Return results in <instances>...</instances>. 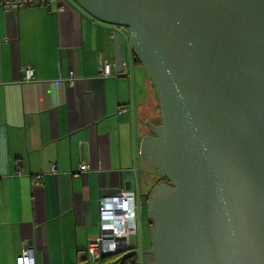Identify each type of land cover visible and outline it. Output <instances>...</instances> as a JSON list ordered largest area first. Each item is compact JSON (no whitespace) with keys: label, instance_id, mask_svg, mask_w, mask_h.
<instances>
[{"label":"water","instance_id":"1","mask_svg":"<svg viewBox=\"0 0 264 264\" xmlns=\"http://www.w3.org/2000/svg\"><path fill=\"white\" fill-rule=\"evenodd\" d=\"M73 1L129 28L158 93L161 122L148 119L140 143L163 179L147 197L145 252L155 264H264V0ZM130 187L121 172L99 196Z\"/></svg>","mask_w":264,"mask_h":264},{"label":"crops","instance_id":"2","mask_svg":"<svg viewBox=\"0 0 264 264\" xmlns=\"http://www.w3.org/2000/svg\"><path fill=\"white\" fill-rule=\"evenodd\" d=\"M111 28L73 0L0 7V264H15L23 241L37 264L82 261L98 232L99 192L119 187L121 172L142 199L133 186L156 89L125 30L116 71ZM101 56L111 75L100 73ZM82 161L91 170L76 175Z\"/></svg>","mask_w":264,"mask_h":264},{"label":"built area","instance_id":"3","mask_svg":"<svg viewBox=\"0 0 264 264\" xmlns=\"http://www.w3.org/2000/svg\"><path fill=\"white\" fill-rule=\"evenodd\" d=\"M54 0H0V7L3 10L20 9L29 6L49 7ZM107 24V23H106ZM110 25V24H109ZM110 37L126 31L129 37V28L121 25H110ZM131 51V49H130ZM132 53V52H131ZM112 62L101 56L99 61V70L103 76L112 74ZM33 67L26 69L25 79L30 80L33 77ZM68 83L75 84V73L70 71ZM120 108V111H125ZM54 171V165H51ZM91 170L87 161H82L76 175H83ZM139 208L136 193L131 189H121L119 192L108 196H102L99 199L98 211L99 222L98 232L87 242L86 257L77 264H108L115 260L113 257L122 254L118 259L122 263L127 253L139 255V248L133 246L131 238L135 236L138 230ZM15 264H37L36 249L31 241H23L22 250L15 257ZM139 264V258L137 261Z\"/></svg>","mask_w":264,"mask_h":264},{"label":"rangeland","instance_id":"4","mask_svg":"<svg viewBox=\"0 0 264 264\" xmlns=\"http://www.w3.org/2000/svg\"><path fill=\"white\" fill-rule=\"evenodd\" d=\"M153 106L152 110L145 113L148 114V119H151L152 122L158 124L161 122L160 115V105L157 91L154 93L153 98ZM147 119V120H148ZM153 119V120H152ZM148 124V123H147ZM149 125V124H148ZM161 175L158 173L156 169L152 166L148 165L146 160L143 158V165L141 167V174L138 176V181L134 183V189L137 193L142 195V199L138 204L139 208V216H138V230L135 236H132L131 241L134 247L139 248V255L136 258L139 264H155L154 258L151 254L146 253L145 249H147L150 244V235H149V227H150V219L147 213V197L151 188L161 179ZM134 181V180H133ZM86 251H81V258L86 256ZM130 261H127L125 264H128ZM116 264H122L120 262Z\"/></svg>","mask_w":264,"mask_h":264},{"label":"trees","instance_id":"5","mask_svg":"<svg viewBox=\"0 0 264 264\" xmlns=\"http://www.w3.org/2000/svg\"><path fill=\"white\" fill-rule=\"evenodd\" d=\"M122 254L113 257L112 260H117ZM136 258H137V255L136 254H134V253H127L126 256L123 258L122 264H125L127 261H130V260H131V262H129L128 264H137V259Z\"/></svg>","mask_w":264,"mask_h":264},{"label":"flooded vegetation","instance_id":"6","mask_svg":"<svg viewBox=\"0 0 264 264\" xmlns=\"http://www.w3.org/2000/svg\"><path fill=\"white\" fill-rule=\"evenodd\" d=\"M163 179H160V181H162ZM150 224H151V222H150ZM153 256V255H152Z\"/></svg>","mask_w":264,"mask_h":264}]
</instances>
